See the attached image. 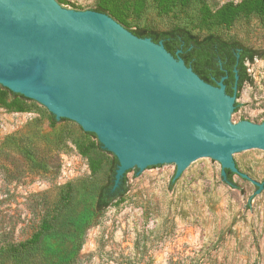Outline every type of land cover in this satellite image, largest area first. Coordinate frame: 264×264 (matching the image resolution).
<instances>
[{"label": "rangeland", "instance_id": "1", "mask_svg": "<svg viewBox=\"0 0 264 264\" xmlns=\"http://www.w3.org/2000/svg\"><path fill=\"white\" fill-rule=\"evenodd\" d=\"M63 1V8L75 11H93L97 2ZM146 1L147 10L130 20L133 29L183 27L264 55L263 18L240 17L231 26L202 21V5L215 11L242 0H191L168 14ZM246 65L252 83L233 104L240 105L233 123L261 124L264 58ZM95 144L74 121L52 123L49 110L36 101L26 102L24 112L0 107V264H264V188L239 175L233 188L214 161L187 180L184 173L175 178L176 167L139 170L128 173L126 196L95 214L112 159ZM78 145L101 164L97 174ZM234 161L264 184V150L236 153ZM47 219L52 230L34 248L14 255V247L29 241Z\"/></svg>", "mask_w": 264, "mask_h": 264}, {"label": "water", "instance_id": "2", "mask_svg": "<svg viewBox=\"0 0 264 264\" xmlns=\"http://www.w3.org/2000/svg\"><path fill=\"white\" fill-rule=\"evenodd\" d=\"M223 80L204 82L108 15L0 0V85L94 133L119 161L114 188L135 168L176 167L187 180L214 161L224 179L230 170L262 190L234 154L264 150V122L233 123L238 77L233 96Z\"/></svg>", "mask_w": 264, "mask_h": 264}, {"label": "trees", "instance_id": "3", "mask_svg": "<svg viewBox=\"0 0 264 264\" xmlns=\"http://www.w3.org/2000/svg\"><path fill=\"white\" fill-rule=\"evenodd\" d=\"M59 4H64L63 0H56ZM157 9L162 14L173 12L177 7L187 6L191 0H153ZM148 8L146 0H97L93 11L108 15L115 19L119 24L141 39H151L154 43H163L166 51L175 58H181L188 68L198 75L204 82L218 87V83L223 80L229 96H233L237 81V99L245 84L252 83L247 69V63H253L255 59L264 58L263 53L244 46L236 41H227L220 36L209 34L199 36L183 27H174L168 30H154L147 28H132L133 22L139 18ZM202 21L206 24L216 26H231L240 17L257 16L264 19V0H242L239 3H226L212 11L207 5H202L200 9ZM33 101L21 94L14 93L8 88L0 85V107L12 112H24L25 103ZM240 105L236 104L235 111ZM52 123L59 120L51 113ZM68 120V119H60ZM83 130V129H82ZM84 131V130H83ZM85 132V131H84ZM89 137L96 139L94 148L101 153L112 155L110 160L105 182L98 189L94 207L95 214H101L116 202L123 199L129 191V179L127 171L120 181L117 188L115 186L116 172L119 166L117 157L110 151L103 148L94 133L85 132ZM78 150L84 157L89 159L93 174L101 170V164L90 155V150L82 145H78ZM237 165V164H236ZM238 167V166H237ZM153 168V167H150ZM239 169V167H238ZM240 170V169H239ZM236 174L226 170L224 182L233 188H237L234 182ZM69 206V205H67ZM62 212V210H61ZM52 230V224L47 219L43 222L41 230L29 241L14 247V255H20L29 249L37 246L42 237Z\"/></svg>", "mask_w": 264, "mask_h": 264}]
</instances>
